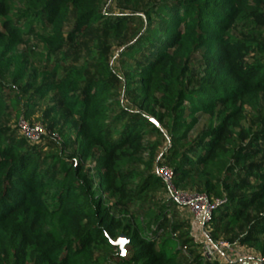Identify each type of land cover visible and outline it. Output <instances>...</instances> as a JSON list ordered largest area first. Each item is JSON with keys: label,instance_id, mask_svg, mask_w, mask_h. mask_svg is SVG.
I'll use <instances>...</instances> for the list:
<instances>
[{"label": "trees", "instance_id": "16d2710c", "mask_svg": "<svg viewBox=\"0 0 264 264\" xmlns=\"http://www.w3.org/2000/svg\"><path fill=\"white\" fill-rule=\"evenodd\" d=\"M103 6L0 0V68L33 32L42 43L28 57L50 72L93 28L121 37L130 26ZM143 13L147 24L119 55L129 75L122 88L133 87L137 109L110 100L108 70L104 80H87L73 68L50 86L76 123L71 159L7 135L1 121L8 105L17 116L31 111L18 109L21 81L10 86L0 71V264H210L200 242L164 234L179 204L155 174L158 164L171 167L176 190L224 200L206 225L214 234L222 227L231 235L263 196L264 162L255 158L264 151V127L248 128L244 107L264 94V0H161ZM153 136L166 140V152L155 160L152 151L145 162ZM140 165L148 175L138 174ZM158 191L164 198L156 203L150 194ZM121 236L123 255L114 246Z\"/></svg>", "mask_w": 264, "mask_h": 264}, {"label": "rangeland", "instance_id": "374dc122", "mask_svg": "<svg viewBox=\"0 0 264 264\" xmlns=\"http://www.w3.org/2000/svg\"><path fill=\"white\" fill-rule=\"evenodd\" d=\"M160 1L135 0L128 6L120 0H103L102 13L121 14L130 29H135V33H130V29H128L121 37H116L105 27L93 28L87 34L78 36L73 41L70 50L61 59L55 72H50L43 63L37 61L38 59L28 57L30 52L40 51L42 43L39 34L33 32L28 44L19 45L3 70L0 68L5 76L4 81L8 85L13 86L17 81H21L17 85L21 92L18 109L21 112L31 111L27 117L17 116L8 105L1 121V127L7 132V135H14L16 144L31 147L34 143L21 132L20 123L23 121L29 126L39 125L41 133L34 145L38 152L47 153L48 156L56 155L62 160L73 158L76 123L71 114L61 108L55 93L50 91V86L67 78L73 68H81L83 76L87 80H104L102 71L108 70L109 77L106 80L112 87L110 100L116 104L118 109H122L123 106L137 109L140 98L134 93L133 87L122 88L124 79L129 78V75L128 68L123 67L119 55L133 41L141 26L147 24L144 10ZM74 19L75 12L72 11L70 20L63 29L65 33L72 28ZM151 23L161 25L157 20H153ZM23 75L24 79L22 80ZM244 114L246 126L254 132H259L264 127V94H260L254 100L253 106H245ZM166 146L167 142L163 137L153 136L147 140L142 158L145 162H149L152 151H154L158 155L155 160H159L166 152ZM255 162H264V151L255 158ZM157 163V161L154 162V165ZM88 165H91V161L88 162ZM136 171L142 176L149 173L144 165L137 166ZM248 181L253 182L252 179H248ZM262 195L261 199L250 209L248 217L231 235L225 236L222 227L219 233L214 234L213 226L205 224L214 244L228 242L230 245L229 250L219 251L215 260L210 264H264V194ZM150 197L157 203L164 198V193L158 191L150 194ZM180 224L186 231L177 229ZM201 229V220L194 218L192 210L179 205L171 209L167 215L163 232L179 237L181 243L190 239L193 242H199Z\"/></svg>", "mask_w": 264, "mask_h": 264}, {"label": "built area", "instance_id": "2783aa9c", "mask_svg": "<svg viewBox=\"0 0 264 264\" xmlns=\"http://www.w3.org/2000/svg\"><path fill=\"white\" fill-rule=\"evenodd\" d=\"M21 132L26 135L34 144L38 141L41 127L39 125L29 126L23 121L20 123ZM155 174L162 181L165 187L170 191L173 199L181 206L188 207L192 210L194 218L201 220V253L205 262H212L215 260L216 255L219 251H226L230 249L228 242H220L214 244L209 236V231L205 226L206 223L211 219L212 213L215 209L220 207L224 200L212 199L209 200L204 195H196L192 193H185L178 191L173 185V171L171 167L166 164H158L155 168Z\"/></svg>", "mask_w": 264, "mask_h": 264}, {"label": "water", "instance_id": "95a60500", "mask_svg": "<svg viewBox=\"0 0 264 264\" xmlns=\"http://www.w3.org/2000/svg\"><path fill=\"white\" fill-rule=\"evenodd\" d=\"M126 245V239L124 236H121L115 243L114 246L119 248L120 254L123 255L124 254V248Z\"/></svg>", "mask_w": 264, "mask_h": 264}]
</instances>
